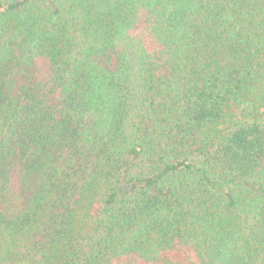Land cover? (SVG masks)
Here are the masks:
<instances>
[{
  "label": "trees",
  "instance_id": "16d2710c",
  "mask_svg": "<svg viewBox=\"0 0 264 264\" xmlns=\"http://www.w3.org/2000/svg\"><path fill=\"white\" fill-rule=\"evenodd\" d=\"M0 264H264V0H0Z\"/></svg>",
  "mask_w": 264,
  "mask_h": 264
},
{
  "label": "rangeland",
  "instance_id": "374dc122",
  "mask_svg": "<svg viewBox=\"0 0 264 264\" xmlns=\"http://www.w3.org/2000/svg\"><path fill=\"white\" fill-rule=\"evenodd\" d=\"M14 209H15L14 208V200H13V198H10L9 202H8V206H7V213L12 214Z\"/></svg>",
  "mask_w": 264,
  "mask_h": 264
}]
</instances>
